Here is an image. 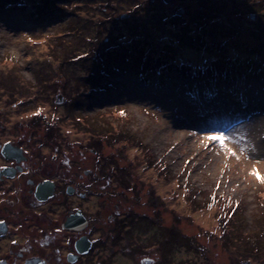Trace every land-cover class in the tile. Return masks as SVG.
I'll return each instance as SVG.
<instances>
[{"label": "rangeland", "instance_id": "374dc122", "mask_svg": "<svg viewBox=\"0 0 264 264\" xmlns=\"http://www.w3.org/2000/svg\"><path fill=\"white\" fill-rule=\"evenodd\" d=\"M170 5L0 0V122L33 125L43 155L151 190L188 235L255 232L264 264V0Z\"/></svg>", "mask_w": 264, "mask_h": 264}, {"label": "flooded vegetation", "instance_id": "af4514ba", "mask_svg": "<svg viewBox=\"0 0 264 264\" xmlns=\"http://www.w3.org/2000/svg\"><path fill=\"white\" fill-rule=\"evenodd\" d=\"M32 127L0 122V264H254L260 244L241 245L248 238L237 227L218 222L206 236L188 235L151 190L104 175L96 162L82 171L80 160L43 155Z\"/></svg>", "mask_w": 264, "mask_h": 264}, {"label": "snow or ice", "instance_id": "6c2138e0", "mask_svg": "<svg viewBox=\"0 0 264 264\" xmlns=\"http://www.w3.org/2000/svg\"><path fill=\"white\" fill-rule=\"evenodd\" d=\"M16 58L15 57H9V61L15 62ZM207 141L209 142H215V141H220L223 142L224 147L227 149L228 144H229V137L227 135H211L208 136ZM253 175L259 177L262 182H264V175H261L260 172L257 170L256 172L253 173ZM2 223V222H0Z\"/></svg>", "mask_w": 264, "mask_h": 264}, {"label": "trees", "instance_id": "16d2710c", "mask_svg": "<svg viewBox=\"0 0 264 264\" xmlns=\"http://www.w3.org/2000/svg\"><path fill=\"white\" fill-rule=\"evenodd\" d=\"M6 3V2H5ZM10 4V3H9ZM202 22V21H201ZM163 24H165V23H163ZM203 24V23H202ZM206 34V33H205ZM213 110L214 111H212V112H215V108L213 107ZM259 210V209H258ZM260 219L261 221H263L262 223H264V209L262 208V209H260L259 210V212L257 213V215H256V217H255V219ZM258 230H259V228H258ZM255 231H257V229L255 230ZM253 233L256 235V233L255 232H250V236H248V234L247 235H245V236H242L241 234H240V232L238 231V233H237V235H240L242 238H248L246 241L247 242H254V243H257V244H260V241H259V239H257L256 238V236L254 235L253 236ZM251 237V238H250ZM255 246H257V245H255ZM260 247V246H259ZM252 250V249H251Z\"/></svg>", "mask_w": 264, "mask_h": 264}, {"label": "water", "instance_id": "95a60500", "mask_svg": "<svg viewBox=\"0 0 264 264\" xmlns=\"http://www.w3.org/2000/svg\"><path fill=\"white\" fill-rule=\"evenodd\" d=\"M161 1V3L162 4H164V5H168V4H172V2L174 1V0H160ZM176 15H180V14H178V13H176ZM126 17H124V16H122L121 17V19L122 20H124ZM63 102V98H62V96H58V98H57V104H61Z\"/></svg>", "mask_w": 264, "mask_h": 264}, {"label": "clouds", "instance_id": "9594fccd", "mask_svg": "<svg viewBox=\"0 0 264 264\" xmlns=\"http://www.w3.org/2000/svg\"><path fill=\"white\" fill-rule=\"evenodd\" d=\"M16 55H17V54L13 53V54H11L10 56L16 58Z\"/></svg>", "mask_w": 264, "mask_h": 264}]
</instances>
